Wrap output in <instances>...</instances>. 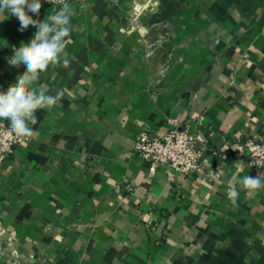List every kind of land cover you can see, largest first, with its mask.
<instances>
[{
	"label": "crops",
	"instance_id": "crops-1",
	"mask_svg": "<svg viewBox=\"0 0 264 264\" xmlns=\"http://www.w3.org/2000/svg\"><path fill=\"white\" fill-rule=\"evenodd\" d=\"M41 2L35 20L62 7ZM70 5V67L37 82L68 91L0 166V264H264V189L228 198L264 174L244 147L264 140V0ZM19 29L0 16V91L26 70L8 60L37 28ZM171 119L229 153L151 174L135 142Z\"/></svg>",
	"mask_w": 264,
	"mask_h": 264
},
{
	"label": "clouds",
	"instance_id": "clouds-1",
	"mask_svg": "<svg viewBox=\"0 0 264 264\" xmlns=\"http://www.w3.org/2000/svg\"><path fill=\"white\" fill-rule=\"evenodd\" d=\"M53 4L62 5L58 10L47 14L43 20H35L28 13L39 14L42 7L41 0H0V16L6 12L14 15L20 23V31L29 25L37 28L33 38L28 43H22L15 48L8 63L12 66H25L22 75L17 76L16 82L6 91H0V120L9 122L10 131L14 137L25 142L35 136L37 110L50 109L65 96L67 89H58L55 95L49 94L50 89L44 84H37L41 73L49 67H70L71 61L66 46L71 42V21L74 14L72 6L67 0H49ZM255 165L264 168V160H256ZM264 174L243 178L233 176L228 184V198L232 205L237 204L238 191L232 187L233 182L239 183L249 194L264 189Z\"/></svg>",
	"mask_w": 264,
	"mask_h": 264
},
{
	"label": "built area",
	"instance_id": "built-area-1",
	"mask_svg": "<svg viewBox=\"0 0 264 264\" xmlns=\"http://www.w3.org/2000/svg\"><path fill=\"white\" fill-rule=\"evenodd\" d=\"M80 0H67L73 3ZM18 141L10 131L9 122L0 121V166L14 154ZM244 147L248 151L249 165H255L256 160H264V140L247 139ZM135 151L148 165L151 174H155L159 167L166 165L172 171L186 176L200 173L203 167L205 154L210 151L223 157L229 149L211 147L208 141L198 134L193 133L176 119L170 120V126L164 134L142 131L135 142Z\"/></svg>",
	"mask_w": 264,
	"mask_h": 264
}]
</instances>
